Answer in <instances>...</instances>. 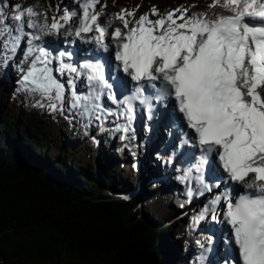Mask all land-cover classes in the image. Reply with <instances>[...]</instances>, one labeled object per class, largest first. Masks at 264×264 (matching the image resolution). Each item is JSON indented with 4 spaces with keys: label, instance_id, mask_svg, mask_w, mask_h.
<instances>
[{
    "label": "snow or ice",
    "instance_id": "snow-or-ice-1",
    "mask_svg": "<svg viewBox=\"0 0 264 264\" xmlns=\"http://www.w3.org/2000/svg\"><path fill=\"white\" fill-rule=\"evenodd\" d=\"M72 2L61 13L0 0L4 64L25 45L16 91L79 117L85 134L94 122L120 133L124 148L138 113L148 131L166 130L158 158L178 173L187 203L206 199L188 233L208 221L212 235L195 238L193 264H264V0L114 13L106 0Z\"/></svg>",
    "mask_w": 264,
    "mask_h": 264
},
{
    "label": "trees",
    "instance_id": "trees-1",
    "mask_svg": "<svg viewBox=\"0 0 264 264\" xmlns=\"http://www.w3.org/2000/svg\"><path fill=\"white\" fill-rule=\"evenodd\" d=\"M209 2L194 0L192 5ZM6 84L0 79V263L98 264L89 258L96 253L105 255L106 264H185L191 247L184 241L191 238L188 226L178 225L170 210L158 216L143 211L162 186L160 166L150 167L143 175L148 185L136 188V157L123 159L122 143H112L109 155L97 143L95 160L84 146L80 153L73 146L77 149L69 156L59 145L54 116ZM67 124L74 126L72 120ZM81 127L74 134L85 133ZM94 164L100 189L95 188ZM119 170L132 182H121L122 172L114 175ZM170 239L182 241L178 250L183 256L169 255Z\"/></svg>",
    "mask_w": 264,
    "mask_h": 264
},
{
    "label": "rangeland",
    "instance_id": "rangeland-1",
    "mask_svg": "<svg viewBox=\"0 0 264 264\" xmlns=\"http://www.w3.org/2000/svg\"><path fill=\"white\" fill-rule=\"evenodd\" d=\"M109 1H110V3L112 2L111 0H106L107 4L109 6V11L114 13V12L119 11L121 8H125L126 7V8L131 9V8H136L137 6H142L140 10L142 12H146L153 5L158 6L161 11H164L167 8H174V7H177L179 5L190 6V5H192L194 0H147V1H142V2H140L139 0H121V2L118 3V4H116V3L109 4ZM10 2H11V0H10ZM16 2H21L24 5L38 3L41 6L42 9L50 6L52 11H54L57 8V6H59V9H60L61 13L64 11L66 5L69 6V8L74 6L72 0H16ZM104 2H105V0H101V3H104ZM52 11H49V16L52 15ZM106 18L107 17H105V19ZM18 59L19 58H17V56H16L15 59H11V60H13V62L10 63V66L12 68V75L9 76L8 73H4L5 68L9 67V65L8 64L5 65L4 62H3L2 57H0V79H1L2 83H4V84L7 83L6 84L7 88L13 87L14 89H16L18 87V84L16 83V81L19 79L18 78L19 77V73H18V70H17V67H16V65H17V63L19 61ZM11 60H9V62ZM62 82H63V80H62ZM77 90L81 91V89H79V88H77ZM52 116H54V118L56 119L55 123L53 121L52 124H53L54 131L55 132L57 131V133H58L59 138H58L57 135L56 136L59 139V142H60L59 145H61L63 147H67V150L69 152L68 153L69 156H71L73 154L74 150L77 149V147L73 148V146H78V149L76 150V152H78V153L81 152L82 146H84L88 150L89 158H91L92 160H95L97 155H99V152L97 151V148L95 147L97 145V143H94L92 141V137L93 136L96 138L97 141H99V143L101 145L104 146L103 151L105 150V152L108 155H109V152L111 150L110 148H113L114 144L123 143V146H124V143H126V142H122V141L119 140L120 133H116L114 135L113 134L110 135V132H108V131H101L100 130V126L97 123H95V122L88 129L89 135L88 134L85 135V133H82L80 135H78L76 133L74 134L75 131L81 130L80 128H82L81 126H83V121H81L79 117L76 118V117L70 116V114L67 113V112H65L63 115H61L59 113H57L55 115L52 114ZM68 120H72L74 122V126H73L72 129L67 127ZM112 125L113 124L111 123V121H109V122L105 123L104 127L105 128H112V127H114ZM61 134H65L66 137L61 139V136H60ZM142 135L146 136L143 133H142ZM109 138H111V146L110 147L107 145L108 143L110 144V142L108 140ZM56 141H57V139H55V143H56ZM102 141H103V143H102ZM133 142H135V143L133 144ZM138 142L140 143V147H142V141L134 139V140L131 141L130 147L124 148V155H122V157H124L123 159L130 160V159H132L134 157L141 159V157H142L141 150H140V152H138L139 154H135V149L137 147H134V146L137 145ZM112 143H113V145H112ZM55 146H56V144H54L51 147L53 152H57L58 145L56 147ZM118 157L120 158V156H118ZM148 160L149 159H141V166L139 168H137L135 166V169L137 170L136 175H137V178H138V180H136V188H139L140 186H143V185H148L147 181L144 180L145 177H143V175L146 172L149 171L150 165H148ZM157 161H158L160 166H161V164H163V161L162 162H161V160H157ZM142 165H143V167H142ZM145 168H148V170L145 169ZM93 169H94V176H95V180L94 181L96 183L95 184V188L96 189H100L101 186H100V183H99V180H98L99 175L95 171L96 170V165L95 164H94ZM122 170L117 171L114 175L119 176L120 175V171H121L122 174H123V177L121 179H119V180L121 182L127 181V182L131 183L132 182V178L130 176L127 177L125 175V173H123L124 171H122ZM170 171H171L170 175L167 174V172L165 171L160 176V178H158V180L161 181L162 186L157 188L156 192L153 191L152 195L148 197L147 202H145L144 205H143V211L146 212L147 211L146 209L148 208V210H150L152 215L158 216V215H160L162 213H166L167 210H170V211H172V217L175 218V220L177 221L178 225H181V226L187 225V226H189L190 218L193 215H195L197 213V211L199 210L197 208L198 207V202H196V205L194 203L193 205H195V207H193L192 204H189L186 201L185 194H184V186L183 185L180 184L181 186H180V188L178 187L179 188L178 189L176 187V184L170 185V184H168L170 181H166L165 179H163V177H169V176H172V175H173V178L175 179V176L178 173L173 172L172 168L170 169ZM111 180H112V182H114L115 178L111 179ZM162 192H163V194H162L163 196H160L159 193H162ZM107 193H110V191L107 190ZM166 196H168V197H166ZM114 197L115 198H119V196H116V195ZM202 201L205 202L206 199H204L202 197ZM181 204L184 205L183 208L180 207ZM185 207L188 208V211H189L188 213L184 212ZM200 207H202V206H200ZM202 222L203 221H201V223ZM201 223H200V226H199L201 231L200 232L197 231V233L195 232L192 235H190L192 239L186 237V239L184 240V241L190 242V246L192 248H194V250L193 249L191 250V253L189 254V259L187 261H185V264H193L194 261H193L192 257L194 256L193 255L195 253L194 251L195 250L199 251V248H198V246L195 245L194 240H195V238L197 236H200V234H204L203 233V227L201 226ZM167 224H168V222H167ZM167 224L165 223L162 226L166 227ZM187 229L188 228H186V232H188ZM179 243H182V241H179L177 239H170L169 240V244H168V245H170V247L168 248L169 249L168 250L169 251V255L171 253H173V252H175V254L178 252V255H180V257L183 256L178 250V247H179L178 244ZM198 255L199 254H197V256ZM212 257H213L212 254H210L209 255L210 262H211V258ZM92 259H93V261L95 263H99L101 261V259L97 258L95 255L93 256ZM27 264H43V263H38V262H35V261H31V262H28ZM100 264H102V263H100Z\"/></svg>",
    "mask_w": 264,
    "mask_h": 264
},
{
    "label": "bare ground",
    "instance_id": "bare-ground-1",
    "mask_svg": "<svg viewBox=\"0 0 264 264\" xmlns=\"http://www.w3.org/2000/svg\"><path fill=\"white\" fill-rule=\"evenodd\" d=\"M67 45V44H66ZM24 44L22 43L21 44V46H20V52L17 54V58H19L20 59V54L22 53V51H23V48H24ZM76 46H78V47H86V46H84V45H79V43L76 45ZM69 47H70V49H71V47H74V46H71V45H69ZM18 59V60H19ZM11 62H13V60H11L10 62H8V65H9V67H6L5 68V70H4V73H8V75L9 76H11L12 75V68H11V66H10V63ZM78 88L79 89H81V87H80V85L78 84ZM82 90V89H81ZM84 90V89H83ZM138 123H140L139 121H138ZM141 124V126H138V130L140 131V134L139 135H136V138H135V140H140V141H142V147H140V143L138 142V144L137 145H135L134 147H137L136 149H135V154H139L138 152H140V150H141V153H142V157H141V159H149L148 160V165H150V167H151V165L152 164H154L155 163V161L156 160H161V162L163 161V164H161V166H160V170L161 171H166L167 172V174H169L170 175V173H171V171H170V169L172 168V166L171 165H165V163H164V160L163 159H159L158 158V153L160 154V155H164V151L162 150V148L164 147V144H162V143H159V138L161 137V136H163L164 137V139L165 140H167L168 139V137H167V134H166V130H163V129H157L156 127H153V129H152V131H148L147 130V124H148V122H146V124L145 125H143L142 123H140ZM107 126V125H106ZM139 131H137L136 130V132L138 133ZM142 133L144 134V135H146V136H143L142 135ZM141 139H140V138ZM139 138V139H138ZM110 139L111 138H109L108 140H109V142H110ZM136 142V141H135ZM135 142H133V144L135 143ZM111 143V142H110ZM123 144V143H122ZM161 150H160V149ZM137 151V152H136ZM122 157V156H121ZM145 157V158H144ZM143 162V161H142ZM147 165V166H148ZM170 168H169V167ZM142 167H143V165H142ZM150 167H149V169H150ZM145 169H147L148 170V168H145ZM144 169V170H145ZM161 176V175H160ZM163 179H165L166 181H170L168 184H170V185H173V184H176V187L178 188H180V184H178L177 182H176V180L173 178V175L172 176H169V177H163ZM158 182L159 183H161V181L160 180H158ZM155 184V183H154ZM178 188V189H179ZM163 194V192L162 193H159V195L160 196H163L162 195ZM166 197H168V196H166ZM204 198V197H203ZM205 199V198H204ZM201 204V206L204 204V201H202V199H201V202L200 203H198V205H200ZM195 205H196V202H195ZM189 212V211H188ZM187 212V213H188ZM201 226L203 227V235H212V232H210V231H204L205 229H207V228H210L211 227V225L208 223V221H203L202 223H201ZM200 232V231H199ZM197 233V232H196ZM201 235V234H200ZM194 250V248H192V247H189V249H188V253L190 254L191 253V250ZM195 253L192 255L193 257H192V259H193V261H194V259H195V257L197 256V254H199V251H197V250H195L194 251ZM215 253H216V246L214 245L213 246V253H212V256L213 255H215ZM213 258V257H212ZM212 258H211V261H212Z\"/></svg>",
    "mask_w": 264,
    "mask_h": 264
},
{
    "label": "water",
    "instance_id": "water-1",
    "mask_svg": "<svg viewBox=\"0 0 264 264\" xmlns=\"http://www.w3.org/2000/svg\"><path fill=\"white\" fill-rule=\"evenodd\" d=\"M94 255H95L97 258H100V259H101V261H100L98 264H100V263H102V264H106L107 261H105V260L103 259L104 256H105L104 254H96V253H92V254H90L89 258L92 259ZM87 258H88V256H87Z\"/></svg>",
    "mask_w": 264,
    "mask_h": 264
}]
</instances>
